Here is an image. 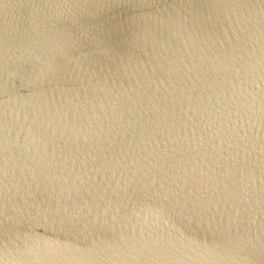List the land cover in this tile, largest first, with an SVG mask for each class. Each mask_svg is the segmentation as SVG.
Masks as SVG:
<instances>
[{"label": "water", "instance_id": "water-1", "mask_svg": "<svg viewBox=\"0 0 264 264\" xmlns=\"http://www.w3.org/2000/svg\"><path fill=\"white\" fill-rule=\"evenodd\" d=\"M0 264H264V0H0Z\"/></svg>", "mask_w": 264, "mask_h": 264}]
</instances>
